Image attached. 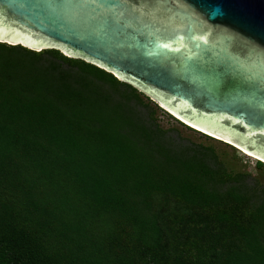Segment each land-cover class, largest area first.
<instances>
[{"label":"trees","instance_id":"16d2710c","mask_svg":"<svg viewBox=\"0 0 264 264\" xmlns=\"http://www.w3.org/2000/svg\"><path fill=\"white\" fill-rule=\"evenodd\" d=\"M175 130L93 64L0 43V264H264V184Z\"/></svg>","mask_w":264,"mask_h":264},{"label":"water","instance_id":"95a60500","mask_svg":"<svg viewBox=\"0 0 264 264\" xmlns=\"http://www.w3.org/2000/svg\"><path fill=\"white\" fill-rule=\"evenodd\" d=\"M0 43L84 60L264 159V0H0Z\"/></svg>","mask_w":264,"mask_h":264},{"label":"rangeland","instance_id":"374dc122","mask_svg":"<svg viewBox=\"0 0 264 264\" xmlns=\"http://www.w3.org/2000/svg\"><path fill=\"white\" fill-rule=\"evenodd\" d=\"M117 79L123 82L122 79ZM135 88L144 103L149 104L155 111L158 125L164 129H176L174 132L168 134L175 142H180L182 145H189L192 142L210 146L214 148L220 161L229 173H243L247 177V185H252L255 182L264 184V162L260 161L263 165L259 167L257 164L259 160L246 155L236 144L223 138L208 136V134L192 129L170 111L162 107L152 96L137 87Z\"/></svg>","mask_w":264,"mask_h":264},{"label":"bare ground","instance_id":"6f19581e","mask_svg":"<svg viewBox=\"0 0 264 264\" xmlns=\"http://www.w3.org/2000/svg\"><path fill=\"white\" fill-rule=\"evenodd\" d=\"M42 48V47H41ZM40 48V49H41ZM39 49V50H40ZM163 107V106H162ZM174 116H176L179 120L180 119H182V120H180V121H185V123L184 124H186L187 126H189V127H191L192 129H194V130H197V131H200V132H203L204 134H208V136H216V137H219V136H217V135H215V134H213V133H211V132H208V131H206V130H204V129H202V128H200V127H198V126H196V125H194V124H188V123H186L187 122V120H185V119H183V118H181V117H178L177 116V114L176 113H174L173 111H170ZM221 138V137H220ZM243 149V148H242ZM241 149V150H242ZM244 153H246V155H248V156H250V157H253V158H256V159H258L259 161H262V162H264V159H260V158H258V157H256V156H254V155H252V154H250V153H248L247 151H245V149L244 150H242Z\"/></svg>","mask_w":264,"mask_h":264},{"label":"snow or ice","instance_id":"6c2138e0","mask_svg":"<svg viewBox=\"0 0 264 264\" xmlns=\"http://www.w3.org/2000/svg\"><path fill=\"white\" fill-rule=\"evenodd\" d=\"M163 47L167 48V47H169V45L168 44H164Z\"/></svg>","mask_w":264,"mask_h":264}]
</instances>
